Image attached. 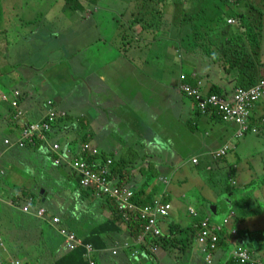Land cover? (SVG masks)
Masks as SVG:
<instances>
[{"label":"crops","instance_id":"obj_1","mask_svg":"<svg viewBox=\"0 0 264 264\" xmlns=\"http://www.w3.org/2000/svg\"><path fill=\"white\" fill-rule=\"evenodd\" d=\"M139 1L138 12L147 0ZM100 2L79 0L75 10L66 0H0V264H56L70 252L60 227L77 237L72 251L81 252L86 264H238L233 260L237 245L264 263V99L250 121L256 132L235 141L237 127L214 114H199L179 80L183 75L191 86L201 82L205 93L217 88L231 94L235 74L209 63L194 41L191 50L177 46L179 40L186 44L191 33L194 37L190 31L183 37L188 30L183 23L168 31L158 24L156 33L141 24L148 22L141 16L115 9L108 18L121 20L116 27L102 21ZM244 4L234 0L233 9L247 15ZM220 9L215 22L220 13L231 12ZM121 29L133 40L121 39ZM170 31L171 41L164 40L162 34ZM213 35L217 32H207L205 44L213 45ZM23 48L32 54L17 64ZM257 67L264 77L263 40ZM16 91L23 113L19 119L12 105ZM49 101L66 119L49 140L19 147L24 126L41 122ZM86 143L100 152L101 161L113 160L115 185L171 205L159 223L162 238L168 235L169 241L149 252L156 238L136 235L138 221L144 226L138 211L119 219L110 202L81 188L71 163L95 164L83 152ZM227 143L232 145L228 154L214 160L212 153ZM191 165L196 173L189 171ZM217 171L227 179L212 190ZM151 177L158 178L159 188L152 187ZM195 190L188 199L186 193ZM199 201H205L203 212L196 208ZM54 218L61 220L59 226ZM132 221H137L134 228ZM205 222L223 229L215 252L199 242Z\"/></svg>","mask_w":264,"mask_h":264},{"label":"built area","instance_id":"obj_2","mask_svg":"<svg viewBox=\"0 0 264 264\" xmlns=\"http://www.w3.org/2000/svg\"><path fill=\"white\" fill-rule=\"evenodd\" d=\"M181 90L188 96H192L197 102L198 109L202 113H207L208 111H215L218 113L220 118L225 122H232L239 126L238 134L241 136L243 132L246 131V123L251 114V108L254 102L260 101L264 98V79L259 80L256 84L249 88L238 87L230 95L218 96L209 95L204 96L199 87H192L185 85L181 87ZM19 96L18 93H15ZM3 100L7 101L8 97L3 95ZM52 102H49L50 106ZM13 107L17 110L15 119H19L23 116L22 111L19 110L18 99L12 102ZM48 117H50V122L53 121L55 113L52 110L48 111ZM23 129L22 140H29L33 142L34 139L39 138L41 140L45 139L46 131L50 129V124L47 122L30 123ZM8 144L9 141H6ZM24 143L20 142L19 147H24ZM54 150H58L59 146L54 145ZM84 152H88L91 155L97 154V150L91 147L90 144H85L83 147ZM220 155H225V150L221 151ZM196 163V161H194ZM58 163V162H57ZM73 167L78 172L80 185L85 188H91L96 190L97 194L108 196L111 199L116 200L120 205V210L125 213V217H128L127 212L138 211L140 220L144 223L143 236H150L153 238H159L161 233V228L159 223L161 220L166 219L169 216L171 205L164 203L161 199L154 200L150 205H146L143 208L138 209L131 201L133 193L131 191H123L119 189L118 185H115L110 179V162L109 166L101 165L99 167L94 164L89 165L85 160H74ZM28 211V208H25ZM45 210L39 212V216L42 218L45 215ZM191 214L195 215L193 210ZM55 224H59L60 220L55 218ZM228 221H225L227 224ZM222 228H209L208 224L205 222L202 224V229L199 235L200 244L209 248L210 251L216 250L217 244L220 241V233ZM232 235L236 236V230H232ZM60 234L65 239V245L67 250H73L79 241L73 234H70L66 230H61ZM149 250H152L150 248ZM116 254V252H114ZM233 260L238 264H264L253 259L248 250L242 248L241 246H236L233 252ZM210 263L209 257L207 259ZM89 264H97L93 260H89Z\"/></svg>","mask_w":264,"mask_h":264},{"label":"trees","instance_id":"obj_3","mask_svg":"<svg viewBox=\"0 0 264 264\" xmlns=\"http://www.w3.org/2000/svg\"><path fill=\"white\" fill-rule=\"evenodd\" d=\"M165 1L168 3H173L174 5H179V4L183 5V9L180 12L179 11L175 12V15L177 16L179 13L184 14V18L182 19V22L184 21L183 24L185 26L188 25V27H186V28L189 29L191 27L192 32L194 34L193 38L195 40V44L197 47L202 48L204 50V53L207 54V56H209V58H211L214 61V63L218 64L226 72L231 73V74H235V88H238V87H242L245 89L249 88V87L253 86L254 84H256L258 80L264 78L258 74V70H257V68H258L257 67L258 54H259V50L262 47V39H263V31H264V23H263L264 0H255V1L246 0L248 4H244V7H245L244 10L246 11L248 8L249 13L247 15L244 12L233 9V7L229 8L228 6L222 5V3L227 1V0H213L212 1L213 4L210 3L211 0H165ZM193 1L198 3V4L201 1L203 6H204V7L203 6L201 7L202 8V10H201L202 14L207 13L211 17V20H213L212 21L213 22V33L217 32V35H213V39L212 40L210 39L212 41L213 45L205 44L208 37L203 36L201 26H198L194 22L195 21V15H196L195 12L197 10L191 9L188 7L189 4L187 5L188 2H193ZM66 2L72 8L77 10L76 5L79 3V0H66ZM239 2H241V1H239ZM258 2H260L261 5H259ZM229 4H231V3H229ZM207 5H209V6L206 7ZM211 5H213V6H211ZM223 7H225L226 10L229 8L231 10V12L227 13L225 11L224 15L220 13L218 15V18L216 19V22H215L214 19L216 18V16L214 15V13ZM227 14H229V17H233L236 20V22L238 23V27L236 26V28L233 29L232 26H234L236 23L234 25L233 24L229 25L227 23V19L221 23V21L224 19V17ZM198 17H200L202 19L201 14H199ZM189 21H191V22H189ZM252 21L254 23V26H251ZM218 23L221 24L220 28L217 27ZM181 26H182V24L177 25L178 28H181ZM241 29H246V31H245L246 39H244L245 36L240 32ZM219 32L222 34H220ZM220 35H226L225 38H227V40H228L227 44L223 42L225 40H224V38L221 39ZM202 38H204V39H202ZM218 41H220L221 48L219 46ZM233 47H236V49H233ZM246 56H249V62L245 61ZM253 56H255L254 62L252 61ZM231 57L234 58L233 61L231 60ZM246 72H248L247 75L249 78L244 76V74H246ZM185 79H186V76H183V75L180 76V78H179V80L181 81L180 87H183L185 85H189L185 81ZM192 85H194V84H192ZM15 93H18L19 96H16ZM182 93L186 97L194 100V98L192 96H188L183 91H182ZM210 93L218 94V95L221 94L219 89H217V88H212ZM13 95H14V99H16V98L19 99L20 92L16 91V92H14ZM263 99L253 103V106L251 108L252 116L254 114L256 106ZM49 102H52V101H49ZM49 102H47V104H46L47 114H48L49 110H52L55 113V115H54L52 122H50V117H48L47 114H46V117H44L42 119V122H47L50 124V129L48 131H46L44 140H46V139L49 140L48 137L53 134L52 130H54V128H56L57 126L60 125V123L62 122L61 120L66 119V117H64L62 114H60L58 112V109L56 108L54 102H52V104H50V106L48 105ZM15 111H16V109H15ZM198 113L200 114V112H198ZM251 118H253V117H251ZM29 124H27V125H29ZM27 125H25L24 128L28 127ZM36 140H41V139L36 138V139H34L33 142H30L29 140H21V142H23L24 145H32V144L36 143L35 142ZM84 154L91 157L94 160L95 164L99 163L100 165H105L108 162V160H112V159L107 158L108 157L107 156L106 159H104V161H101V159L99 158V156H101L99 151L95 155H91L88 152H84ZM92 159H90V160L88 159V161H91ZM115 166L116 165L113 164V160H112V164L110 166V176H109L110 179H113V175H114L113 170H115ZM118 185H119L118 186L119 189H121L120 186H122V185L119 183H118ZM93 191L97 194L96 190H93ZM143 197H144L143 194L138 193V195H136V193L134 192L131 201L136 207H139V208H143V207H145V205H150L153 202V201L151 202V200H152L151 197H150V199L148 198V200H144ZM101 199H105L106 201L110 202L114 208H116V212L119 213V215H118L119 219H123V217H125L126 212L123 213L120 210V205L116 200L111 199L108 196L107 197L102 196ZM118 210H120L121 213ZM135 222H137V221H132L129 223L131 228H134V226H136V224H133ZM138 223L139 224H137L136 235L142 234L144 232V226L142 227V224L140 221H138ZM162 236L159 238H156V239H152V241L150 242V246L151 245H153V246L150 247V248H152V250H149V252L152 253L154 251V249H155L154 246H156V244L163 245L162 243L164 241H166V242L169 241L168 235L165 236V239H163ZM220 237H221V235H220ZM63 239H64V237H63ZM65 250L68 251L67 249H65ZM67 254L68 255L66 257L60 259L56 264H86L82 258L81 252L77 253L75 251H70Z\"/></svg>","mask_w":264,"mask_h":264},{"label":"rangeland","instance_id":"obj_4","mask_svg":"<svg viewBox=\"0 0 264 264\" xmlns=\"http://www.w3.org/2000/svg\"><path fill=\"white\" fill-rule=\"evenodd\" d=\"M18 1V0H16ZM97 1V0H94V2ZM213 0H211V4H213L212 2ZM235 1H242V0H235ZM138 3H141V1H136V0H101L100 2V9H104L105 10V13H104V16L102 18V21L103 22H108V24L113 23L115 24V26L119 27L121 25V23H119L121 20L120 19H116V22L113 21V19H110L108 18V15L110 16V12L117 9V14H119L120 10L123 11V14H125L126 16L127 15H131V14H135V17H140V19H143L145 21H148L147 23H141L142 25H147L153 32H156L158 30V24H161L162 25L160 26V29H164V30H172V27L173 26H177V25H181L183 22H182V19L184 18V14H181L179 13L177 16L175 15V12H180L182 9H183V5H174L173 3H168L166 2L165 0H147L145 4V7L143 6V8L141 9L140 12L136 11V4ZM231 3V4H229ZM189 4V5H188ZM233 4H234V0H227L225 2L222 3V5H225V6H228L229 8L233 7ZM98 5V4H97ZM188 7L191 8V9H195L197 10L195 12V23L198 25V26H201V29H202V32H203V36L206 37L207 35V32L210 31V30H213V20H211V17L205 13V14H202V4H198L196 2H188L187 3ZM209 5H207L206 7H208ZM213 6V5H211ZM204 7V6H203ZM135 10V11H134ZM104 12V11H103ZM102 13V12H101ZM201 14L202 15V19L200 17H198V15ZM108 18V20H107ZM139 19V20H140ZM120 20V21H119ZM139 20H137V22L139 23ZM123 22V21H122ZM191 22V21H189ZM235 23V22H233ZM124 24L125 26V23H122V25ZM134 24V23H133ZM140 25V23H139ZM236 26L238 27V23L236 22V24L234 25V27L236 28ZM251 26H254V23L253 21L251 22ZM188 27V25L184 26L182 29L185 30V29H188L186 28ZM115 28V27H114ZM113 28V29H114ZM191 27L184 32V35L183 37H186L188 36V33L189 31H191ZM246 29H241L240 32L245 36L244 39H246V33H245ZM157 33V32H156ZM176 35H177V32H174ZM190 34V33H189ZM164 36V40H168V41H171V31L170 32H167V33H163L162 34ZM129 40H133L132 38H129L126 33H125V30L124 29H121V39H127ZM142 39V37H141ZM188 42L185 44H183V41L180 43V40L176 42V45L177 46H186L189 48V50L193 49L194 48V44L192 41H194L195 43V40L192 36V33H191V37H188ZM204 39V38H202ZM263 43H264V31H263ZM208 43V41L206 42ZM219 43V46L221 48V44H220V41H218ZM225 43L227 44L228 43V40H225ZM191 44V45H190ZM132 45H135V43L132 41ZM185 47V48H186ZM37 48V47H36ZM24 51L22 52V54L18 55L16 57V63L17 64H23V63H26L28 60H29V55L32 54L31 51H29L28 53L25 51V48H23ZM233 49H236V47H233ZM203 51V49H201ZM204 52V51H203ZM181 54V52H179V55ZM254 58L255 56H253L252 58V61L254 62ZM208 59V58H207ZM212 61V59H211ZM209 59H208V62L211 63L213 65V61L211 62ZM246 62H249V56H246ZM16 65V64H15ZM258 70V68H257ZM248 72H246V74H244V76L248 77L247 75ZM79 115V113L77 114ZM35 123H38V122H35ZM34 124V123H32ZM244 139V138H243ZM243 139H239V140H235V141H242ZM215 157H218V155H214ZM254 158L250 159V160H254ZM109 162L110 164H112V160H108L107 162V165L106 166H109ZM189 171H193V173H196L197 171V168L195 166H190L189 168ZM258 174L254 175V176H257ZM263 174H261L262 176ZM227 179V177L224 175V173H222L221 171H217V175L215 177H213V180L212 182L210 183V188L213 190L214 186L216 187H222L225 185V180ZM150 182L152 183V187L154 188H159L160 185H159V181H158V178L157 177H151L150 179ZM214 183V184H213ZM195 189H198V188H195ZM123 191H125V189H122ZM160 192V190H158ZM183 191V190H182ZM197 190L195 191H190L188 193H186L188 199H190L192 197V194L196 193ZM205 201H199L196 205H197V209L200 210V211H204L201 206L204 204ZM239 205L243 208V204L240 202ZM240 206H237L236 209H240ZM200 217H203V215H200ZM184 221L186 222H191V217H188L186 219V217L184 216L183 217Z\"/></svg>","mask_w":264,"mask_h":264},{"label":"clouds","instance_id":"obj_5","mask_svg":"<svg viewBox=\"0 0 264 264\" xmlns=\"http://www.w3.org/2000/svg\"><path fill=\"white\" fill-rule=\"evenodd\" d=\"M233 22H235L236 23V20L233 18V17H230V18H228L227 19V23L230 25V24H235V23H233ZM262 79H264V78H262ZM261 80V79H260ZM259 81V80H258ZM257 81V82H258ZM189 86H191V85H189ZM196 86H198L199 87V89H200V91H201V93L204 95V96H209V95H218V94H212V93H205L204 91H203V89H202V83L201 82H199ZM196 86H192V87H196ZM236 89V88H235ZM234 92V91H233ZM232 92V93H233ZM225 95H230V94H219L218 96H225ZM194 102H195V104H196V107H197V111L198 112H200L199 111V109H198V105H197V102L195 101V99L193 100ZM200 114L201 115H206V114H214L221 122H223V123H226V124H233V125H235L236 127H237V129H236V132H235V136H234V140H239V139H243V138H245L251 131H253V132H256L254 129H251V127H250V121H251V117H253L252 116V114H250V117H249V119H248V121H247V123H246V131L245 132H243V134L241 135V136H239V135H237L238 134V131H239V126L238 125H236V124H234V123H232V122H225V121H223L222 120V118H220V116L218 115V113L217 112H215V111H208L207 113H202V112H200ZM86 144H88V143H86ZM26 146V145H25ZM24 146V147H25ZM84 147V146H83ZM231 148H232V145L230 144V143H227L226 145H224L221 149H219V150H216L215 152H213L212 153V158L214 159V160H219V159H223L227 154H228V152L231 150ZM223 150H225V155H220V156H218V157H215L214 155H218V154H221V151H223ZM69 152V150H67V153ZM194 161H196V163L194 162ZM193 163L194 164H197L198 163V160L195 158L194 160H193ZM58 164V163H57ZM96 166L97 167H99V166H101L100 164H96ZM71 167L75 170V168L73 167V163H71ZM76 171V170H75ZM77 172V171H76ZM77 175H78V172H77ZM79 176V175H78ZM81 188H83L82 186H81ZM83 189H85V188H83ZM88 190H91V188H88ZM93 190V189H92ZM98 196H100V197H102L103 195H99L98 194ZM191 216H195V215H191ZM55 219V218H54ZM53 219V220H54ZM52 220V223L55 225V226H59L60 224H61V220H60V223L59 224H55L54 223V221ZM227 221V220H226ZM66 230L67 232H69L70 234H73L72 232H70L69 230H67L66 228H64V227H60V229H59V234H60V231L61 230ZM202 229V228H201ZM223 231V229L221 230V232ZM162 233V232H161ZM61 235V234H60ZM74 235V234H73ZM220 235H221V233H220ZM62 236V235H61ZM75 236V235H74ZM162 236V235H161ZM160 236V237H161ZM76 237V236H75ZM149 238L150 236H145L144 237V240L146 239V238ZM76 239H77V237H76ZM78 240V239H77ZM220 240H221V237H220ZM219 243H220V241H219ZM218 243V244H219ZM217 244V245H218ZM204 246V245H203ZM237 246H239V245H237ZM206 247V246H205ZM207 248V247H206ZM217 248H218V246L216 247V250H217ZM209 249V248H208ZM216 250H214V251H211V252H215ZM68 251H72V250H68Z\"/></svg>","mask_w":264,"mask_h":264}]
</instances>
